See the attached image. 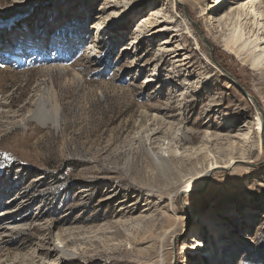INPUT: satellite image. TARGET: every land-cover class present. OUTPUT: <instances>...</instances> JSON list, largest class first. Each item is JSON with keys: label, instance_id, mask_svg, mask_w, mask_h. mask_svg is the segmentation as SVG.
Listing matches in <instances>:
<instances>
[{"label": "rangeland", "instance_id": "rangeland-1", "mask_svg": "<svg viewBox=\"0 0 264 264\" xmlns=\"http://www.w3.org/2000/svg\"><path fill=\"white\" fill-rule=\"evenodd\" d=\"M243 1L0 0V264H264Z\"/></svg>", "mask_w": 264, "mask_h": 264}, {"label": "bare ground", "instance_id": "bare-ground-1", "mask_svg": "<svg viewBox=\"0 0 264 264\" xmlns=\"http://www.w3.org/2000/svg\"><path fill=\"white\" fill-rule=\"evenodd\" d=\"M19 0H15L16 3H18ZM261 0H245L241 2L238 7L230 9V5L228 6V11L225 12V14L221 17V21L224 22V25L231 24L232 30L226 39V47L230 48L233 47L237 51L240 52H250L251 64L254 67L264 66V46L259 49V51L255 52L254 47L257 45V40L259 39L258 34H254L253 38L243 39V32L241 28V17L242 15L246 17L252 18V21L257 27L261 26V28L264 29V20L263 19V11L261 9ZM28 8H26L24 11H26ZM117 10L111 9L108 13L104 14L101 19L106 22L105 25H109V22L115 19V16H117ZM101 25V24H98ZM96 25V27L98 26ZM264 38V36H263ZM261 39V38H260ZM264 43V42H263ZM57 113L52 111V115L47 116L46 119H40L45 120L51 123L53 126H56L57 123ZM38 121L39 124H43L41 121ZM258 123L260 124L259 120ZM208 255L213 256L211 251Z\"/></svg>", "mask_w": 264, "mask_h": 264}]
</instances>
